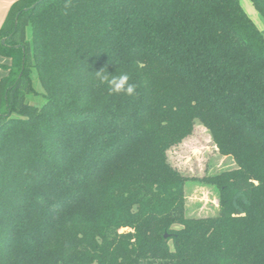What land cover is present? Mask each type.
I'll use <instances>...</instances> for the list:
<instances>
[{
    "label": "trees",
    "instance_id": "16d2710c",
    "mask_svg": "<svg viewBox=\"0 0 264 264\" xmlns=\"http://www.w3.org/2000/svg\"><path fill=\"white\" fill-rule=\"evenodd\" d=\"M37 1L0 26V264H264V28L240 0ZM121 73L133 95L99 80ZM197 121L236 164L198 178L214 216L186 215L167 155Z\"/></svg>",
    "mask_w": 264,
    "mask_h": 264
},
{
    "label": "rangeland",
    "instance_id": "374dc122",
    "mask_svg": "<svg viewBox=\"0 0 264 264\" xmlns=\"http://www.w3.org/2000/svg\"><path fill=\"white\" fill-rule=\"evenodd\" d=\"M3 1L0 0V23L7 13L4 7L6 2ZM240 4L256 26L259 29L264 28V19L254 8L251 0H240ZM9 62V58L0 55V79L7 74L2 65L9 64ZM35 87L38 92L42 90L37 81ZM28 99L37 106H40L44 101L40 94L30 96ZM167 155L170 164L183 175L195 177L190 179L184 188L186 215L192 217L216 215L218 212V190L198 178L235 168L236 164L233 159L219 153L209 131L198 121L195 122L191 134L178 145L171 147Z\"/></svg>",
    "mask_w": 264,
    "mask_h": 264
},
{
    "label": "clouds",
    "instance_id": "9594fccd",
    "mask_svg": "<svg viewBox=\"0 0 264 264\" xmlns=\"http://www.w3.org/2000/svg\"><path fill=\"white\" fill-rule=\"evenodd\" d=\"M99 80L108 86L111 93L133 95L135 92V85L129 83L127 73H121L120 75H113L111 77L100 75Z\"/></svg>",
    "mask_w": 264,
    "mask_h": 264
},
{
    "label": "crops",
    "instance_id": "0c3cea01",
    "mask_svg": "<svg viewBox=\"0 0 264 264\" xmlns=\"http://www.w3.org/2000/svg\"><path fill=\"white\" fill-rule=\"evenodd\" d=\"M14 1H16V0H4V1H3L4 3L6 2V3L4 4V7H5L7 13H8V10H9L10 5H11ZM7 13H6V15H7ZM6 15H5V17H6ZM4 19H5V18H4ZM3 21H4V20L1 21L0 26L2 25Z\"/></svg>",
    "mask_w": 264,
    "mask_h": 264
},
{
    "label": "water",
    "instance_id": "95a60500",
    "mask_svg": "<svg viewBox=\"0 0 264 264\" xmlns=\"http://www.w3.org/2000/svg\"><path fill=\"white\" fill-rule=\"evenodd\" d=\"M40 1H42V0H38L37 2H35L34 4H32L31 7H34V6H35L38 2H40ZM27 9H29V8H25L24 10H27ZM19 14H20V12H18V13L16 14V17H15V24L17 23V19H18ZM5 39H6V38H2V39H1V42L4 43ZM17 46H18V45H16V47H17ZM165 236H166V235H165Z\"/></svg>",
    "mask_w": 264,
    "mask_h": 264
}]
</instances>
